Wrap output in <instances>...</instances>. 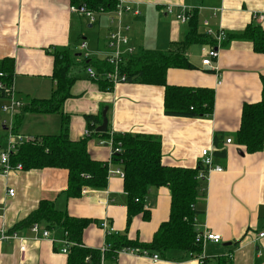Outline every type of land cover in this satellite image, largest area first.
I'll return each mask as SVG.
<instances>
[{
  "label": "crops",
  "instance_id": "obj_1",
  "mask_svg": "<svg viewBox=\"0 0 264 264\" xmlns=\"http://www.w3.org/2000/svg\"><path fill=\"white\" fill-rule=\"evenodd\" d=\"M139 10L128 16L129 44L137 49L166 52L181 40L187 23L177 21L165 13L167 5H188L197 11L199 31L204 32V20L220 21L225 31L222 44L217 47L213 67L201 64L202 48L208 45L191 44L187 60L191 69L171 67L166 82L173 85L207 87L214 91L213 112L210 116L183 117L164 114L162 86L132 81L118 82L111 89H101L90 79L82 61L104 60L105 36L108 24L104 17L89 23L86 17L69 12L67 0H0V62L11 61L12 89L24 103L33 98H49L55 80L51 76L53 52L66 48L74 55L71 67L74 81L70 96L59 112H25L16 129L17 134L39 137L61 132L62 118L67 117L68 136L78 140L88 136L87 151L100 161H108L111 145L108 138L85 134L86 115L96 117L95 129L101 124L102 111L108 120V133H135L156 137L161 142V161L166 165L194 168L200 161L203 148L223 150L214 154L221 172H212L206 179L199 230L219 234V243L207 242L202 255L207 264H217L216 258L229 264H264V238L257 232L264 229V144L260 151L248 153L234 142L239 127L243 103L260 98V74L264 73V53L253 50L251 42L235 35L248 25L264 28V0H125ZM97 24L103 32L95 35ZM85 47H81L82 43ZM220 80L218 84L217 81ZM0 137L6 133L0 149L5 146L14 115L1 110ZM11 131V130H10ZM110 135V134H109ZM218 143L214 142V138ZM231 138L230 144L225 143ZM112 168H117L111 165ZM65 169L45 168L0 172V228L5 230L35 209L41 199H50L58 209L71 216L91 219L84 229L85 246L99 248L103 244L100 221L130 239L151 240L159 224L168 218L170 194L166 186L149 187L143 210L135 212L127 224V195L123 177L110 175L104 188L83 187L77 198L66 196ZM13 189L9 196L7 190ZM148 214V215H144ZM43 226V225H42ZM40 228H42L39 225ZM43 229V228H42ZM47 239H34L29 229L26 250L19 251L16 240H0V264H65L66 255L58 251L64 232L60 227L49 230ZM103 264H199L190 253L169 250L156 262L139 256L117 254Z\"/></svg>",
  "mask_w": 264,
  "mask_h": 264
},
{
  "label": "trees",
  "instance_id": "obj_2",
  "mask_svg": "<svg viewBox=\"0 0 264 264\" xmlns=\"http://www.w3.org/2000/svg\"><path fill=\"white\" fill-rule=\"evenodd\" d=\"M67 1L70 5L84 4L93 10L99 7L111 9L116 2V0ZM187 28L181 40L173 43L168 51L139 47L124 57L120 69L125 73L126 81L163 87L164 114L207 117L213 112V89L173 85L166 82L168 68L191 69L194 67L186 57L189 45L197 43L213 46L216 43L212 36L199 31L195 9L187 22ZM235 36L251 42L254 51L264 53L263 27L248 25L242 33ZM82 64L84 67L92 66L95 69L99 75L96 81L101 89H111L110 82L102 77L103 73L109 69L105 58L98 60L85 57ZM74 65V55L66 48H57L53 52L51 76L55 80V86L49 98H33L22 104L17 110L19 112L14 116L10 127L11 132H16L25 112L60 111L62 103L70 96L69 89L74 81L71 67ZM0 73H2L0 81L10 84L12 67L11 61L7 58H3L0 62ZM259 78L260 98L255 102L243 103L239 127L233 137L234 142L242 145L248 153L262 150L264 144V73L260 74ZM0 98H4L1 90ZM85 120L86 129L91 134L107 138L109 134H112L113 147H118V150L111 153L110 165L117 166L123 172V189L127 195V224L135 212L143 210L149 187L166 186L168 188L170 194L168 218L159 224L148 242L130 239L126 233L109 232L105 236V250L102 252L101 247H88L82 242L83 231L91 223V219L71 216L65 210L58 209L52 200L41 199L35 209L6 229V232L22 234L34 223L47 230L57 226L62 228L64 240L69 242L67 253H64L65 264H103L108 257L115 259L117 251L123 247L147 249L160 257L169 250L187 252L194 257L201 254L202 245L196 241V234L199 232L200 218L204 215L203 207L198 204H202L205 198L206 179L198 177V172L202 168L200 162L194 168L163 164L161 142L158 138L135 133H108V128L105 132H96V117L86 115ZM61 126V132L58 134L32 137L17 144L9 152L10 163L21 164L23 170L65 169L67 172L65 194L71 198L79 197L83 187L104 188L108 177V161H100L90 156L86 147L88 136L78 140L69 138L67 117L62 118ZM5 138L6 133L0 137V142ZM214 142L218 143L216 137ZM217 153L222 155L223 150L216 149L214 154ZM216 262L229 264L227 259L224 260L221 257H217ZM202 264H207V259L203 258Z\"/></svg>",
  "mask_w": 264,
  "mask_h": 264
},
{
  "label": "built area",
  "instance_id": "obj_3",
  "mask_svg": "<svg viewBox=\"0 0 264 264\" xmlns=\"http://www.w3.org/2000/svg\"><path fill=\"white\" fill-rule=\"evenodd\" d=\"M164 9L166 14L173 16L177 21L181 23H187L194 10L193 7L183 4L178 6L167 5L164 7ZM68 10L71 13L86 17L89 23H95L100 19V17L105 18L108 24V31L105 36V61L109 65V69L103 73L102 77L107 79L111 85L126 81V75L121 71L120 67L124 61V57L127 54L133 53L135 51V49L129 44L128 32L130 29V24L128 22V16L130 18L137 16L140 13L138 8L125 0H116L114 7L111 9L99 7L98 9L93 10L87 8L84 4H69ZM202 25L205 27L203 33L212 36L216 43L213 46L210 45L208 47L202 48L204 56L201 59V64L207 65L213 69V60L217 59V47L221 45L222 41L224 40L225 31L222 27V24L218 20L213 22L204 20L202 22ZM81 47H85L84 42L81 44ZM85 57H87V54H85ZM214 70L218 74L216 67L214 68ZM85 71L90 79L96 80L99 78V75L96 73L95 69L92 66L85 67ZM1 75L2 73H0V76ZM217 83L219 84L220 80L217 81ZM0 90L4 94L5 100L1 106V110L9 115H14L19 107L23 104V102L16 98V96L14 95L11 83L6 84L5 82L0 81ZM85 134L89 135L90 131L86 130ZM31 138L32 136L20 135L17 133H13L10 130L8 131L5 146L0 149V172L2 174H8L12 170H22L21 164L17 163L15 165H12L10 163L9 152L13 150L17 144ZM108 141L111 145V153L118 150V147H113L112 134L109 135ZM231 142V138L225 139L226 144H230ZM214 151L215 149L212 148L201 149L199 162L202 168L198 172V177L207 179L210 173L222 171V167L219 164L215 163ZM108 164V176L118 175L120 177H123V172L119 168H112V166L110 165V159L108 160ZM82 191H84V189ZM7 192L9 196H12L14 194L13 189H8ZM99 226L103 231V244L100 248V250L103 252L105 250V236L109 232H115V230H113L108 225L106 219L100 221ZM28 229L34 234V239H47L51 242L55 241L50 237L49 230L40 228L37 223L32 224ZM198 231L199 232L196 234V241L202 245V251L207 242L219 243L221 241V236L219 234L209 232L206 229ZM257 238H264V229L257 232ZM0 240H16L19 243V251H27V238L22 234H18L16 232L7 233L4 228H0ZM61 243L62 246L60 247L59 252L63 254L67 253V246L69 242L63 239ZM121 253L147 258L152 262H156L161 259V257L157 253H151L147 249H141L138 247H123L119 249L116 254ZM195 258L197 259L199 264H202V260L204 258L202 252L201 254L195 256Z\"/></svg>",
  "mask_w": 264,
  "mask_h": 264
},
{
  "label": "water",
  "instance_id": "obj_4",
  "mask_svg": "<svg viewBox=\"0 0 264 264\" xmlns=\"http://www.w3.org/2000/svg\"><path fill=\"white\" fill-rule=\"evenodd\" d=\"M101 116H102V121L101 124L96 127L95 129L96 132H105L107 130L108 120L105 115V111H102Z\"/></svg>",
  "mask_w": 264,
  "mask_h": 264
},
{
  "label": "rangeland",
  "instance_id": "obj_5",
  "mask_svg": "<svg viewBox=\"0 0 264 264\" xmlns=\"http://www.w3.org/2000/svg\"><path fill=\"white\" fill-rule=\"evenodd\" d=\"M98 31H99V32H103L104 29H103V28H99V26H98L97 24H95V25L93 26V30H92V32H94L95 35H97L96 33H97Z\"/></svg>",
  "mask_w": 264,
  "mask_h": 264
}]
</instances>
